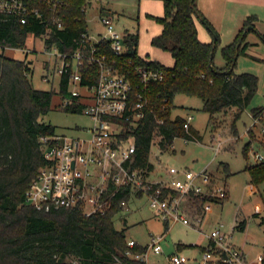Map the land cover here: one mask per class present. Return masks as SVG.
<instances>
[{"label": "trees", "instance_id": "trees-1", "mask_svg": "<svg viewBox=\"0 0 264 264\" xmlns=\"http://www.w3.org/2000/svg\"><path fill=\"white\" fill-rule=\"evenodd\" d=\"M61 1L67 4L64 25L62 29L51 28L46 46L61 52H72L76 39L88 28L85 10L88 0ZM162 2L161 17L147 15L162 27L161 32L151 39L150 45L171 56V67L158 61H147L138 55V31L127 32L124 36L125 59L164 73L162 81L149 87L150 111L137 128L123 136V139L129 135L134 137L136 151L131 167L147 172L153 169L149 153L154 136L160 138V150L172 147L175 138H201L192 127L189 133L185 131L182 117L171 118L176 95L201 99V110L209 114L213 125L216 116L236 109L234 124L258 86L255 75L234 72L238 56L245 54L250 46L245 41L246 34L252 30L256 32L254 15L246 17L233 42L221 48L224 65L218 68L214 64V53L220 39L217 31L196 8V0ZM196 21L207 28L211 42L198 38ZM44 31L45 26L39 24L20 25L0 21V45L25 48L30 32L41 37ZM261 38L264 40V36ZM32 69L25 61L0 56V264H144V261L129 258L125 253L129 250L132 254H143L146 247L137 245L129 248L126 229L117 230L114 227V218L123 209L120 202H128L132 197L129 189L112 198L111 207L105 214L85 216L79 207L45 212L24 204L28 184L44 164L40 137L56 131L43 118L50 110L53 97L59 94L63 98L67 89L65 79L50 90L33 88L29 79ZM76 108V112L81 109L80 106ZM64 111L71 112L70 109ZM262 115L264 108L251 110L253 119ZM159 120L163 123H158ZM248 135L264 150V142L256 137L252 129L248 130ZM248 145L243 150L245 155ZM247 171L250 182L259 185L264 181V160L248 167ZM161 191L163 197L177 195L168 189ZM135 196L141 197L140 194ZM207 200L219 201L207 196L188 197L197 211ZM244 226V222H240L237 228L244 230ZM260 264H264V249Z\"/></svg>", "mask_w": 264, "mask_h": 264}, {"label": "built area", "instance_id": "built-area-1", "mask_svg": "<svg viewBox=\"0 0 264 264\" xmlns=\"http://www.w3.org/2000/svg\"><path fill=\"white\" fill-rule=\"evenodd\" d=\"M66 7L67 4L61 0H0V21L45 26L41 38L43 53L47 56L45 62L49 66L43 78L48 81V73L56 71L57 85L65 79L67 89L61 108L76 112V107L80 106L79 112L92 123L90 128H84L85 132L81 131L84 136L55 131L40 137L44 164L29 182L24 204L45 212L79 207L85 216L105 214L111 207L112 198L129 189L132 197L137 194L145 196L150 207L167 225L170 222L189 225L180 209L178 197L194 195L220 200L227 195L224 187L214 186L205 170L194 173L176 167L165 168L167 179L152 181L150 172L131 167L136 151L134 137L129 135L123 139L126 132L137 128L150 111L149 87L164 79L163 71L125 59L124 38L115 31L108 17H100L106 33L95 34L87 29L76 39L74 51L47 48L46 40L50 37L51 28H63ZM85 10L87 13L88 8ZM30 34L38 37L33 32ZM18 50L36 53L34 49L0 45V56H6L7 51ZM25 62L33 67L34 60ZM183 119V128L189 133L193 116ZM253 120L256 124L264 121V117ZM183 139L185 143L188 141ZM255 159L262 161L263 157L256 156ZM161 189L175 191L177 195L163 197ZM120 205L125 208L127 201L122 200ZM197 223H201V218ZM164 236L151 234L146 251L151 249L156 254L161 253ZM208 238L210 244L202 250L198 264H251L242 249L232 244L219 228L212 230ZM127 245L133 248L138 244L127 240ZM146 251L132 254L128 250L125 254L146 264ZM169 262L186 264L189 259L171 254Z\"/></svg>", "mask_w": 264, "mask_h": 264}, {"label": "rangeland", "instance_id": "rangeland-1", "mask_svg": "<svg viewBox=\"0 0 264 264\" xmlns=\"http://www.w3.org/2000/svg\"><path fill=\"white\" fill-rule=\"evenodd\" d=\"M91 1L88 0V3ZM101 8L102 6L98 7L94 1L88 7L86 20L89 32L106 33L100 17L110 18L115 31L122 38L127 32L134 33L137 30L136 13L129 9L125 12L118 9L116 14L111 16ZM156 24H153L154 29L149 32V36L158 27ZM255 24L263 35L257 28L256 32L252 30L246 34L245 41L251 42L252 45L245 54L238 56L234 69L235 73H250L258 78L257 90L240 117L233 124L236 109H232L225 115L216 116L213 125L209 120V114L201 110L203 105L201 99L178 94L172 102L171 118L176 116L187 118L188 115H192V128L201 138L188 140L186 143L183 138H175L172 147L160 150L158 146L160 138L154 136L149 153V160L156 172L171 166L194 173L205 170L211 176L214 186L224 187L227 192L226 198L221 201L207 200L202 205L203 209L197 211L187 197H178L180 209L190 224L185 226L180 222H170L166 233L165 223L150 207L145 196L131 197L127 206L114 218V227L117 230L126 229L127 239H134L142 247L149 243L150 234L165 233V239L161 243L162 252L156 254L148 249L146 264H170L171 254L187 257L189 262L186 264H198L201 248L207 247L210 242L208 234L215 228H219L232 244L242 249L248 262L260 264L264 249V181L257 186L253 185L247 171L248 167L261 162L255 159L256 156H262L264 160V150L247 134L248 130L252 129L256 137L264 142L262 131L264 121L254 124L251 116L253 108H264V40L261 38L264 36V20L256 21ZM205 29L207 30L206 27ZM207 32L209 33L208 30ZM149 36L140 42L139 56L147 61H158L166 67H171L173 65L171 56L167 52L154 49L150 45ZM218 36L220 40L214 53V64L219 68L224 65V60L221 56L222 37L219 33ZM43 47V39L29 33L26 47L23 49H34L35 54L18 50L7 51L5 55L21 61L34 60L32 73L29 76L33 88L50 90L52 87H57L58 77L56 71H50L52 74L48 73L49 80H44L43 77L48 72L45 69H48L49 63L45 62L47 56L43 53ZM62 101L63 98L59 94L53 97L50 110L43 121L54 126L60 134L84 136L83 132L91 127V121L80 112L64 111L61 108ZM248 143L245 155L243 150ZM199 218L202 219L200 224L197 223ZM240 222H244V230L237 228Z\"/></svg>", "mask_w": 264, "mask_h": 264}, {"label": "crops", "instance_id": "crops-1", "mask_svg": "<svg viewBox=\"0 0 264 264\" xmlns=\"http://www.w3.org/2000/svg\"><path fill=\"white\" fill-rule=\"evenodd\" d=\"M92 1H94L98 7L102 6L101 10L103 9H104L103 11L106 10L105 12H107L111 16L116 14L118 9L123 12H125L126 9H129L131 12L136 13V21H137L136 31H138L139 34L138 48L140 42L143 41V38L147 39V36H149V32L153 31L154 29L153 24H156L154 23L153 20L149 19L147 15L155 16V17H161L163 15L162 0H92ZM91 2L88 3L87 8L91 6ZM195 3L198 11L205 17V19L212 25V27L222 37L221 48L233 42L235 36L242 27L243 21L246 17L254 15L256 17V21L264 20V0H196ZM256 21L253 22V25L255 29L257 28L259 33H261L260 28L256 27L258 26L255 24ZM156 25L158 27H156V30L149 36L150 41L154 36L158 35L161 32L162 27L159 24ZM196 27L198 30V38L203 42H211L212 39L211 36L205 29V26L200 21H196ZM247 42L250 45H252L251 42L249 41ZM139 53L140 52H138V55ZM217 151H218V147L216 148V152ZM150 178L152 181L167 179L165 168L161 172H156L153 165V169L150 172ZM165 225H166L165 228V233H166L168 229L167 228L168 225L166 223ZM165 233H161V234L165 235ZM127 240L135 241L134 239H127Z\"/></svg>", "mask_w": 264, "mask_h": 264}]
</instances>
